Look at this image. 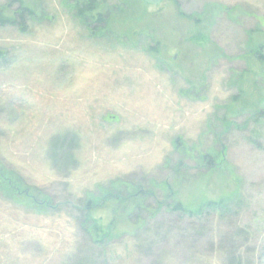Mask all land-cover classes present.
<instances>
[{"label":"rangeland","instance_id":"rangeland-1","mask_svg":"<svg viewBox=\"0 0 264 264\" xmlns=\"http://www.w3.org/2000/svg\"><path fill=\"white\" fill-rule=\"evenodd\" d=\"M80 1L0 0V264H264V0Z\"/></svg>","mask_w":264,"mask_h":264},{"label":"trees","instance_id":"trees-1","mask_svg":"<svg viewBox=\"0 0 264 264\" xmlns=\"http://www.w3.org/2000/svg\"><path fill=\"white\" fill-rule=\"evenodd\" d=\"M142 1H144L146 4H152L149 0H142ZM161 1H163V0H160V2ZM96 7L97 6L95 5V0H84V1H80V2L76 3L75 9L77 11V14H79V15L88 16L86 18L93 19L95 21H101V20H103L102 14L99 11H97L95 14L93 13L96 10ZM18 11H20V12L17 13V15H16L17 19H15V16L14 17H12V16H1V14H0V23H1L0 25L4 26L7 24H13L14 21H18L20 24H22L21 25L22 31H26L28 16L31 14V12L29 9L21 8V7H18ZM216 146H217V148L220 147L221 149H223L220 146L219 140H218ZM206 153H204L205 157L201 156V161L207 163L206 164L207 167H209V168L213 167L214 162L211 161L213 157H211L210 155H208ZM166 188L168 189L167 186H166ZM6 190H7V188H3L2 186H0V192L5 191V193H7ZM149 194H152V193L149 192ZM145 195L146 194H144L143 196H145ZM165 198L167 199V196ZM236 198L237 197L235 194L232 196H224V197L220 198V200H218V201L209 202L208 204H206V207H209L210 209L213 208L216 210V212L225 211V210H227L228 206H231L233 204V201L236 200ZM142 199H144V197ZM168 199H169V197H168ZM169 205H170V208L175 212L184 213V214L187 213V214L193 215V210L186 208L185 206H183L182 203H179V202L173 200V201H170ZM194 211H195V213L199 214V213H201L202 208L201 209H199V208L195 209ZM101 235H104L103 237L108 236L106 234H101ZM97 241L102 242V240L100 238H97Z\"/></svg>","mask_w":264,"mask_h":264},{"label":"water","instance_id":"water-1","mask_svg":"<svg viewBox=\"0 0 264 264\" xmlns=\"http://www.w3.org/2000/svg\"><path fill=\"white\" fill-rule=\"evenodd\" d=\"M151 3H158L160 0H149Z\"/></svg>","mask_w":264,"mask_h":264}]
</instances>
